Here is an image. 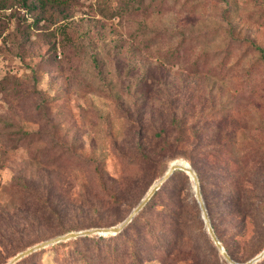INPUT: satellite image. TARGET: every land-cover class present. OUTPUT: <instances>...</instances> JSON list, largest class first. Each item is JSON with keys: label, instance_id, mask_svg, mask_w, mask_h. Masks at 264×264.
Masks as SVG:
<instances>
[{"label": "rangeland", "instance_id": "obj_1", "mask_svg": "<svg viewBox=\"0 0 264 264\" xmlns=\"http://www.w3.org/2000/svg\"><path fill=\"white\" fill-rule=\"evenodd\" d=\"M26 2L0 0V264L55 235L121 222L175 160L199 168L207 150L264 164V60L249 43L264 48V0ZM205 177L200 193L221 238L249 259L264 246V221L247 219L236 234L232 206ZM177 192L185 216L144 264H226L190 176L163 186L140 223L168 212ZM35 198L48 212L31 211ZM86 236L18 264L132 262L127 241Z\"/></svg>", "mask_w": 264, "mask_h": 264}, {"label": "trees", "instance_id": "obj_2", "mask_svg": "<svg viewBox=\"0 0 264 264\" xmlns=\"http://www.w3.org/2000/svg\"><path fill=\"white\" fill-rule=\"evenodd\" d=\"M24 1L26 2V0ZM46 1L47 0H29V2H26V4L30 9H39L45 5ZM249 43L259 52L260 57L264 60L263 46L257 44L251 39L249 40ZM210 155H212V159H214V157L216 159L218 157L220 158V160L217 159L215 163L216 166L214 165L215 166L214 168L212 166L210 167L209 164L207 163V157H209ZM200 156L202 158V162L199 165V168L191 163L192 168L197 174L199 184L200 186H202V183L205 181L204 180L205 176H208L210 174L212 176H215V179L217 181V185L215 186V189L217 191L216 197L218 196L223 204L232 206L233 208L232 211L226 213H232L231 215L232 218L236 219V226H235L236 227L235 231L237 232L236 234L241 235L243 233L244 225L247 219L258 218L259 224L261 225L264 221L263 160L261 159L259 160V158H253L249 162V158L247 156L245 157L244 160H241L243 163V165L241 166L239 165V156H236L233 152H229V154L228 152L212 153L207 150H203L202 152H200ZM244 169H246V171H248L251 175H253V179H251L248 183L245 184L242 183L240 177V173L244 171ZM208 172L211 173L208 174ZM177 174L184 176L186 179L189 176V174L183 171L182 169L179 168L174 169L173 172L170 174V176L161 183V185L150 196L147 202L140 208V210L131 218V220L119 232L114 234H109L107 237L104 236L106 234H99L98 238L103 240L115 239L118 240L119 244L121 243L120 242L121 240L127 241L126 243H127L128 254L131 257L132 262H136L137 264H144L145 260L155 258L158 252L166 250L165 249L166 245L167 243H169L165 238L166 234L169 233V230H174V227L176 228V225L179 226V224L181 223V217L185 216L182 208L183 202H182V198L180 197V194L177 192L174 196H172L170 203H167V205L166 204L162 205L163 209L166 208L167 209L166 211L168 212H161L162 217L158 218L157 221L150 222L149 224L145 223V225H142V223H140L139 221V216L141 214V211L158 194L159 190L163 186L171 182ZM260 191H262V193L258 194V192ZM191 199L192 202L196 203L195 198L192 197ZM43 202H46V200H43ZM43 202H40V198L38 199L35 198L34 201L31 204H29V206L31 207V211L48 212V211H44L45 205ZM204 204L205 207L207 208V212L213 230L217 235L218 239L220 240L221 244L227 251V253L235 261H246L240 259V257L236 255V250L233 249L232 244L231 245L228 244L224 239L221 238L219 229L216 228L215 224L213 223L212 217H210L211 215L208 210L206 201H204ZM163 213L165 214L163 215ZM6 231L7 230L4 229V233H1L0 235L4 237ZM204 233H206V236L208 237V241L210 242V246L214 249L216 256L217 254L219 255L220 252L218 251L217 246L212 241L210 235H208L207 232ZM86 235L88 234L78 235L75 238L79 241H82L85 240L86 238H89V236ZM263 248L264 246H262L260 250H262ZM39 249H36L31 253L21 257L14 264H18L23 259L30 258V256L36 253V251ZM101 250L102 249H97L98 255H101V253H103L104 254L103 257H106L107 251L105 250L101 251ZM220 257H222V259H224L227 264V260L224 258V256L220 255ZM83 262L84 264H93V257L91 256L90 258L84 259ZM132 262L130 264H132ZM255 262H257V264H264V255Z\"/></svg>", "mask_w": 264, "mask_h": 264}, {"label": "water", "instance_id": "obj_3", "mask_svg": "<svg viewBox=\"0 0 264 264\" xmlns=\"http://www.w3.org/2000/svg\"><path fill=\"white\" fill-rule=\"evenodd\" d=\"M182 169L186 173L189 174L192 182H193V189L195 192L196 200L199 204V207L201 209V214L205 223V226L207 228V231L214 242V244L217 246L218 250L222 253L224 258L230 263V264H252L253 262L259 260L264 255V248L260 250L257 254H255L253 257L247 259L246 261H235L231 258V256L227 253L223 245L221 244L220 240L218 239L217 235L215 234L213 227L211 225V222L209 220V216L203 201V198L200 193V186L199 181L196 172L192 168V166L187 163L183 164L181 162L173 161L169 164L168 168L166 169L165 173L156 181L154 184L149 188L148 192L141 198V200L131 209V211L128 213V215L119 223L115 225L110 226H95L91 228H85L81 230L76 231H67L63 234L55 235L49 239L37 242L19 252H17L15 255H13L6 264H14L18 259L21 257L31 253L32 251L39 249L41 247H44L48 244H53L55 242L66 240L72 237H76L78 235H85V234H91V233H99V234H114L119 232L130 220L131 218L140 210V208L147 202V200L150 198V196L158 189V187L161 185V183L166 180L170 174L173 172L174 169Z\"/></svg>", "mask_w": 264, "mask_h": 264}, {"label": "bare ground", "instance_id": "obj_4", "mask_svg": "<svg viewBox=\"0 0 264 264\" xmlns=\"http://www.w3.org/2000/svg\"><path fill=\"white\" fill-rule=\"evenodd\" d=\"M176 162H181L183 164H186L184 161H181V160H175Z\"/></svg>", "mask_w": 264, "mask_h": 264}]
</instances>
